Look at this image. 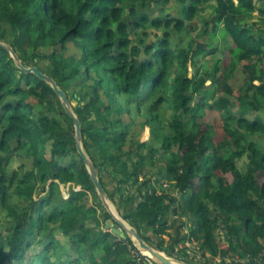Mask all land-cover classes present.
<instances>
[{
  "label": "trees",
  "instance_id": "1",
  "mask_svg": "<svg viewBox=\"0 0 264 264\" xmlns=\"http://www.w3.org/2000/svg\"><path fill=\"white\" fill-rule=\"evenodd\" d=\"M152 1L162 14L166 11L162 4L171 2L0 0V38L11 44L24 65L33 62L53 77L71 103L87 101L84 106L73 105L82 122L85 149L96 169H107L112 192L102 171H98L105 189L123 217L149 244L163 251V235L187 216L194 221L195 229L188 236L181 235L178 228L171 239L170 256L190 263L175 250L194 238L213 258L222 256L220 264H240L226 260L237 252L245 253L247 263L264 264V70L248 63L244 65L248 72L245 86L234 89L228 84L244 61H264V0H178L181 12L164 16L140 10ZM256 11L259 20L251 22ZM199 24L202 27L194 34ZM217 34L230 38V60L223 63L218 58L209 69L206 61L200 65L198 60L216 53L218 49L211 47V42ZM151 35L156 39H150ZM24 38L36 52L31 54L21 46ZM173 38H186L188 48L181 43L173 45ZM41 48L48 52L37 50ZM190 67L195 70L193 77L189 76ZM209 80L220 86L222 96L213 103L207 96L197 101ZM87 83L89 91L85 94L70 92V88ZM232 96L241 106L238 115L230 109ZM206 107L225 112L219 129L197 121ZM108 109L118 111L115 115L119 118L112 125L121 128L111 137L107 134L111 120H106L104 128L95 125L98 116ZM251 112L257 113L253 119L244 115ZM135 115L144 118L141 126L149 128L161 143L168 189L176 190V195L167 188L161 193L151 191V171L146 169L143 153L120 152L130 126L137 120L128 122L124 117ZM188 119H193L191 128ZM0 131L1 202L7 205L13 189L29 203L18 209L15 224L5 232L0 221V264H23L29 249L37 245L41 248L27 261L30 264H74L83 260L100 264L101 250L112 252L123 243L127 244L123 262L115 264H146L144 257H127L131 253L128 247L139 251L130 237L120 239L103 229L96 218L98 210H88L83 204L91 192L98 199L95 203L100 198L77 150L74 123L59 96L46 81L18 68L2 46ZM15 144L32 163L22 178L17 172L9 178L4 167L12 159ZM157 152L156 146L150 148V161ZM245 155L249 161L242 170L238 161ZM59 182H72L80 190L71 191L67 206L50 213L45 206L51 203ZM132 185L137 187L134 196H130ZM180 198L182 204L177 205ZM104 211L106 223L112 218ZM72 214L82 220L71 225L81 223L78 234L66 229ZM221 225L230 235L227 247H222L219 240L217 229ZM60 228L76 245V253L70 255L68 245L58 238ZM238 228L242 230L239 242L234 239ZM204 264L212 263L208 259Z\"/></svg>",
  "mask_w": 264,
  "mask_h": 264
},
{
  "label": "rangeland",
  "instance_id": "2",
  "mask_svg": "<svg viewBox=\"0 0 264 264\" xmlns=\"http://www.w3.org/2000/svg\"><path fill=\"white\" fill-rule=\"evenodd\" d=\"M260 5V3L258 2V6ZM163 7L166 8V11L162 12L159 10H157L155 8V4L153 5V1L152 3L150 2V6H148L146 9H142L140 8L141 11H145L149 14H154V13H158L157 15L160 16H164L166 13H176L179 14L181 12V8L182 5L178 2V0H171V2L167 5L162 4ZM211 9V8H210ZM210 9L206 10L209 14H210ZM207 13V14H208ZM255 17L253 19H251L250 21H258L259 20V13L258 11H256L255 13ZM261 17V16H260ZM202 27V24L198 25L197 28H195L194 30V34H198L200 31V28ZM11 32V31H10ZM9 38L11 39V33H9ZM150 39H156L154 38L153 35H151ZM147 39V40H150ZM29 39L24 38L22 40H20V44L21 46L29 53H33L36 52V50H34V46L31 45L29 43ZM175 43H181L182 46H185V48H188V42L187 39H183L182 41H180V39L178 38H173V45H175ZM211 47H216L218 50L216 51V53L214 55H207L206 58L200 57L199 58V64L201 65L203 62L206 61V65L209 69H211V67L214 64V61L218 58H220L222 60L223 63H226L230 60V55H229V48L232 46V42L230 40V38L228 36H219L218 34L216 35V37L214 36L211 42ZM39 52H48L47 48H41V49H37ZM244 64L240 66V68H237L233 74V77L228 81V84L231 85L234 89L239 88L241 86L244 85V83L246 82V80L248 79V72L247 69L244 67V65L250 63V64H257L258 65V69H262L264 70V61H257L256 59H251V60H246L243 62ZM31 66H34L33 62H30ZM195 73L194 68L190 67L189 69V76L193 77V74ZM222 74V72L219 73V76ZM256 83H259L258 81H256ZM81 85V86H80ZM77 85L76 87L70 88V92L74 93V92H83V94H85L86 92L89 91V84H80ZM245 86V85H244ZM220 88V86L218 84H213L211 80H209L207 82V86L205 91H203L204 93H202V95H198L196 97L197 101L202 100V98H204L205 96H207L209 99L210 103H213V101H215L218 97L222 96V92H220L218 89ZM246 91H243L242 94H245ZM232 100V104L230 106L231 111L234 112V114L238 115L241 112V106L239 104V101L237 98H235L234 96L231 97ZM86 100H82L81 102H78L76 100H73L72 103L74 106L82 105L84 106L86 104ZM144 109L141 107L140 108V112H142ZM166 110H164L165 112ZM168 112V111H167ZM264 112V111H263ZM118 114L117 110L111 109L105 112L104 115H99L98 119L95 120V125L100 127V128H104L106 126L107 121L106 120H111L110 123V127L109 130L107 132V134H109L108 136H113L114 134H118L121 131L120 126L118 125H112V121L117 120L119 117H117L115 114ZM225 112H220L218 109H216L215 107L213 108H208L206 107L204 113L201 116L196 117L197 121L199 122H209L212 123L216 126L217 129H219V127L223 124V120L226 117V114H224ZM256 112H251L249 114H244L246 117L253 119L256 117ZM95 116V115H93ZM262 116L264 118V113H262ZM109 118V119H107ZM126 118V120L129 122L130 120H136V122L134 123V125L130 126L129 130H128V135L127 138L125 139V141H123V148H121L120 152H127V151H133L134 153L137 152V150H139L140 153H143L142 156L145 160L144 163H146V169L150 170L151 173L150 175L152 176L151 178V182H150V187H151V191H156L158 193L164 192L166 190V188H169L170 185V181L168 180L169 178L167 177V175L165 174L164 168L166 165V161L164 159L161 158L162 155H164V151L162 149V145L161 143H157V141L153 138L152 134L150 133V129H144L141 125L142 122L144 121V118L141 117V115L138 116H126L124 117ZM64 119V118H63ZM62 119V120H63ZM66 120V119H64ZM66 124L68 123V121H65ZM187 126L191 128L192 123H193V119H188L186 120ZM112 129V130H111ZM124 129V128H123ZM1 132V131H0ZM111 133V134H110ZM115 135V136H116ZM143 144V145H142ZM142 145V147H141ZM152 146H156V149L159 150V152L156 153L155 158L152 159V161H150L151 158V154L148 153L150 148ZM233 146V142L230 143V148H232ZM141 147V148H140ZM162 149V150H161ZM13 150L15 151L14 153H12V159H10V161L6 162L4 165L5 170H6V174L7 176L10 178V176L14 173L17 172L19 174V177H23L25 172L30 170L32 167V163H31V159L28 158L27 156H25L24 150L22 149H18L17 144L13 145ZM136 150V151H135ZM228 151V149H226ZM3 154L0 151V155ZM146 156V158L144 157ZM161 158V159H159ZM249 161V158L247 155H245L242 159H240L238 161V165L239 167L244 170L246 168V165ZM98 171H102L103 174V178H104V182L108 188L109 191L112 192L113 190V186L111 184V177L107 172V169L101 168L99 167L97 169ZM160 170H163L164 172L161 173ZM113 175V174H112ZM111 175V176H112ZM10 183V180L8 181L7 184ZM17 184V180L14 184V186H16ZM13 190V189H12ZM12 190L9 191V197H8V201H7V205H3L1 202V193H0V221L2 222V231L5 232L6 229H8V227H12L15 224V221L17 220V216H18V209H22L23 207H28L29 203H26L25 200H23V197L15 194ZM73 190H80V187H77L74 183L72 182H66V183H61L59 182V187L56 188V192L54 194V196L52 197L51 203H47L46 204V208L48 209V211L50 213H52V211L59 207V206H63L65 204V206H67V200L70 197V193ZM137 187L136 185H132L130 187V196H134V194H136ZM171 193H173L174 195L177 194V191L174 189H168ZM167 192V191H166ZM96 200H98L95 196L94 193H89L88 196L85 198V200L83 201V204L85 205V207L88 210H94L97 209L98 210V214L99 216L96 217L99 219L100 223L103 225V229H105L106 231H111L110 228H108L107 223L108 221H104L103 216L105 214L104 208L102 207V203L99 200L97 203ZM182 199L180 198V200H178L176 203L177 205L182 204L180 201ZM73 215V214H72ZM76 217V218H75ZM171 218H173V216H171ZM237 218V217H236ZM79 220V217L76 215L73 216H69V218H67V222L65 223L66 225V229L71 230L70 232H72L71 234H78L79 233V227L81 225V223H79L82 220H79V224L76 226H71L72 224H77L76 222ZM171 222L172 219H170ZM92 219L88 221V224L92 223ZM60 224V223H58ZM57 225H51V227H56ZM178 228H180V232L181 235H191V232L195 229V223L194 221H192L189 217L184 216L181 219H179V222L174 223L172 225V228H170L168 230V232L166 234L163 235V239H164V250L163 252H165L167 255H169V251H170V245H171V239L172 236H176L177 234V230ZM61 231H63L61 228L58 229V238L60 239V241L63 244H67L70 249V255L71 253H76V245H74L73 242H71L70 237L65 236ZM235 235H234V239L237 240V242H239V238H240V233L242 230H239V228L236 230L235 229ZM112 232V231H111ZM217 232L219 234V240L221 241V246L222 247H227L228 244V238L230 237V235H228L224 229V226H220L217 229ZM233 237V236H232ZM120 239H123L122 237H120ZM119 239V242H120ZM125 239V238H124ZM126 243V242H125ZM197 241L194 238L189 239L185 244H180L176 247V254H179L182 257H187L190 260L191 264H204L206 262V260L210 259L212 264H220L222 262V256H217L216 258H213L211 256L210 253H206V251H203L200 246L197 245ZM127 245V244H126ZM124 243L121 246L120 249H115L112 252H105L104 250H101L99 252V261L100 264H115V263H119V262H123V252H125L124 246H126ZM40 246H33L29 249V253L26 256V260L29 261V259H31V256L37 252H39L40 250ZM131 250V253L127 256L128 258H131L132 256H135L136 258L141 259L142 257L146 258L144 259V261L146 262V264H154L153 261L149 258V256L147 254H145L143 251L139 250L136 251L131 247H128ZM69 255V257H71ZM176 257V256H174ZM71 260H73V257L70 258ZM227 263L232 262L233 260H236L238 262H240V264H247L248 262V257L245 255V253L243 254V252H237L235 253L233 256H228L226 257ZM24 262L23 264H30V262ZM74 264H89L88 260H83L80 263H74Z\"/></svg>",
  "mask_w": 264,
  "mask_h": 264
},
{
  "label": "water",
  "instance_id": "3",
  "mask_svg": "<svg viewBox=\"0 0 264 264\" xmlns=\"http://www.w3.org/2000/svg\"><path fill=\"white\" fill-rule=\"evenodd\" d=\"M0 46L4 47L10 53L18 68H20L26 73H33L42 80L46 81L59 96L67 115L71 118L74 123L77 150L83 158V161L95 185L96 192L100 198L102 205L104 206L106 212L109 213L112 218V220H108L107 223V226L111 229L112 233L122 238H126L127 236L130 237L131 240L134 242V245L144 253L148 252L149 254L147 255L156 264H190L183 258H177L174 256L167 255L165 252L153 247L141 236L138 229L123 217L120 210L113 202L110 194L105 189L98 173V170L95 167L93 159L85 149V145L83 142L82 122L79 118V115L75 111L73 104L69 100L66 91L60 85H58V83L53 77L42 72L39 67L24 65L19 54L11 46V44L2 40L1 38Z\"/></svg>",
  "mask_w": 264,
  "mask_h": 264
},
{
  "label": "bare ground",
  "instance_id": "4",
  "mask_svg": "<svg viewBox=\"0 0 264 264\" xmlns=\"http://www.w3.org/2000/svg\"><path fill=\"white\" fill-rule=\"evenodd\" d=\"M145 254H149L148 252H145Z\"/></svg>",
  "mask_w": 264,
  "mask_h": 264
}]
</instances>
